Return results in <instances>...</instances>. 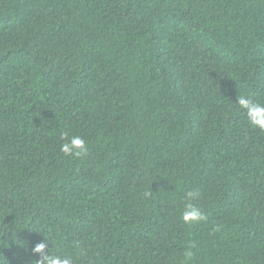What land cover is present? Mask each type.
<instances>
[{
  "label": "trees",
  "instance_id": "1",
  "mask_svg": "<svg viewBox=\"0 0 264 264\" xmlns=\"http://www.w3.org/2000/svg\"><path fill=\"white\" fill-rule=\"evenodd\" d=\"M240 95L264 103V0H0V264H264Z\"/></svg>",
  "mask_w": 264,
  "mask_h": 264
},
{
  "label": "clouds",
  "instance_id": "2",
  "mask_svg": "<svg viewBox=\"0 0 264 264\" xmlns=\"http://www.w3.org/2000/svg\"><path fill=\"white\" fill-rule=\"evenodd\" d=\"M241 109L246 113L248 122L261 130H264V103L254 101L251 97L240 95L237 100ZM62 139L66 142L62 143L61 151L65 155L74 156L75 158H81L88 154V146L86 141L79 135L72 136L70 139L67 133L62 134ZM187 197H198L199 193L196 190L187 192ZM207 217L203 211L194 203H189L184 212L182 213V220L186 224H192L205 220ZM47 245L43 242L36 245L34 251L36 253H42L43 255L38 260L37 264H75V260L69 255L48 254L45 249Z\"/></svg>",
  "mask_w": 264,
  "mask_h": 264
}]
</instances>
